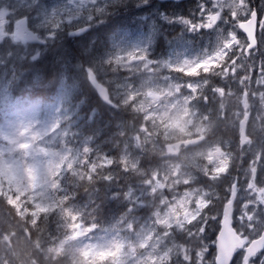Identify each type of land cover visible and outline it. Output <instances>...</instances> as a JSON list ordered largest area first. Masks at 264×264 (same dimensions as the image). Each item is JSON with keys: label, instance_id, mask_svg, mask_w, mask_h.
Returning <instances> with one entry per match:
<instances>
[{"label": "rangeland", "instance_id": "obj_1", "mask_svg": "<svg viewBox=\"0 0 264 264\" xmlns=\"http://www.w3.org/2000/svg\"><path fill=\"white\" fill-rule=\"evenodd\" d=\"M252 4L250 0H199L197 18L191 21L181 16L179 10L170 13L161 9L158 0H0V59L4 58L0 60V102L4 108L0 135L5 141L0 143V152L13 143L19 131L23 139L16 147L26 159L47 166L51 183L36 181L31 185L30 195L42 208L53 202V173L62 158L72 151L65 131L70 127L73 136L74 123H69L67 111H57V104L40 118L38 106L32 100L9 98L11 85L23 70L17 59L23 62L22 50L26 46V40L17 38L12 26L25 16L35 30L45 31L42 32L45 37H54L57 29L72 33L75 27L92 21L100 13H108L110 5L118 8L116 14L122 13L126 18V27L111 36V49L101 58L99 70L111 86L115 103L123 104L121 101L126 99L143 116V123L130 135V145L121 153L126 166L143 178L123 191V197L131 202L130 212L104 227L82 221L83 207L70 208L71 223L66 233L47 244L54 253L67 251L71 264H94L93 258L102 252L112 255L113 264H160L168 254L175 259L181 256L190 264H204L210 245L215 243L211 229L215 223L220 224V219L207 217L205 209L220 200L219 179L229 174L233 176L232 183L238 180L234 210L237 228L247 242L260 234L264 228V146H260V140L264 139L260 135L264 130V0H258L256 6ZM254 7L260 11L258 44L246 53L247 39L239 30V22L248 18ZM173 21L180 26L169 27ZM169 28L173 32L170 38ZM162 30L168 48L165 55L157 56L154 42ZM3 47L13 48L14 53H3ZM242 60L248 66L238 72ZM203 71L230 77L222 87L221 84L217 87L219 90L212 89L223 90L221 96L226 104L221 111L227 113L229 109L230 117L231 95L238 98L235 119L239 137L247 106L248 139L240 150L247 162L234 173L230 172L235 159L228 148L233 144L230 138L224 139V143L208 142L203 149L206 163L194 174L186 171L182 174L183 166L174 162L175 154L167 151L159 154L170 142V134L192 136L188 122L196 123L198 116L190 104L193 95L189 93L198 85ZM212 81L208 77L204 82ZM233 82H239L240 91L230 89ZM185 89L190 91L187 93ZM199 123L203 124L200 119ZM252 137L255 143L250 142ZM78 141L82 146L74 148L73 156L81 153L80 164L85 166L89 147L82 138ZM143 159H152L145 170L141 168ZM101 161L97 154L88 161V169ZM34 171L29 169L30 175ZM176 229L186 231L188 236L201 237L195 258L184 243L177 241ZM262 261L264 252L248 260L243 252L235 264H262Z\"/></svg>", "mask_w": 264, "mask_h": 264}, {"label": "trees", "instance_id": "obj_2", "mask_svg": "<svg viewBox=\"0 0 264 264\" xmlns=\"http://www.w3.org/2000/svg\"><path fill=\"white\" fill-rule=\"evenodd\" d=\"M257 1L250 0L254 6H256ZM198 2L199 0H182L179 2H161V5L167 6L165 9L170 13L174 12L173 10H179L183 17L192 21L197 18ZM116 11L118 8L110 5L108 13L105 12L93 19L91 29L82 35H69L67 30L60 29L52 39L47 40L46 45L31 43L28 48L23 49L24 53H28H26L23 64L25 72L23 77L19 79V83L23 86L19 87L22 88L21 91L23 90V92L18 97L32 100L38 106L40 116H44L45 111L55 107L61 96L57 111H67L70 114L69 123L71 121L74 123L71 127L73 129L72 137L70 127H68V131H65L67 144L72 151L62 158L54 170L53 181L55 186L52 188L53 202L51 206L39 207L31 195L26 200H21L22 193L13 197L6 191L5 187H0V196H6L8 204L15 208V212H13L0 203V240L9 235L6 226L14 225L15 230L10 239H15L16 236L33 239L38 235L40 239L36 243L40 244L43 240L47 245L57 236L66 233L71 223L68 210L72 207H81V209L83 207L81 220L88 225L95 223L98 225L97 227H104L107 223H111V220L124 217L130 212L131 202L127 197H123V191L135 186L143 177L128 168L120 158V154L130 145L132 131L141 125L142 114L139 111L136 112L135 107L132 108L130 104L120 105L122 110L118 112L113 105L106 104L99 98L87 79L88 67L95 69L98 78L103 79L99 70L102 66L101 58L111 48L110 38L113 33L121 27H126V18L123 17L122 13L116 14ZM171 26L178 27L175 21L169 24V27ZM167 32L169 36L172 33L170 28ZM163 37L164 35H161L158 38V54L165 51V48L162 47ZM38 51V58L31 62L30 55ZM241 63L238 72H242L248 66L244 60ZM50 81H57L59 89L54 84L45 86ZM36 82L39 83L36 84ZM240 86L239 82H233L230 89L240 91ZM62 87H64V94L60 93ZM211 87L207 85L205 89H202L204 95L199 96L201 97L199 101L192 98L190 104L192 108L196 106L199 114H203L211 120L214 127L219 125L218 137L210 140L211 142H221L225 138H230L233 141V144L228 148L235 157L230 171L234 173L247 162L246 155L245 157L242 156L240 150L243 149L239 148L238 142L239 124L235 119V109L239 101H237L238 98L235 94L231 95L233 110L231 111L232 117H230L228 115L230 111L227 113L220 111L221 107L218 106L224 97L221 96L222 92L212 90ZM18 94L20 93L15 91L11 97L15 98L14 96ZM3 119L4 110L0 105V122ZM66 123L67 121L64 124ZM75 137H84L90 144L89 153L85 154L87 160L85 166L80 164L81 153L73 156V150L77 147ZM1 142L2 137L0 135ZM262 144L264 146V139L260 140V146ZM97 154L102 158L101 163L93 169H88V161L94 159ZM250 158L248 157V161ZM143 160L141 168L145 170L150 166L149 161L152 159ZM219 181L221 187V190L219 189L220 200L215 205H209L205 209L209 218L215 217L218 220L221 217L223 201L229 196L233 176L231 174L225 175ZM17 221L20 223L17 224ZM237 224L235 221L236 227ZM218 229L219 223H215L211 229L213 239H215ZM176 239L186 245L192 257L197 256V248L201 246L200 236L196 234L188 236L186 231H176ZM63 254L64 252L59 255ZM214 254L215 247L214 244H211L204 264H209L213 260ZM240 254L241 252L236 255L232 264L237 262ZM102 255L105 253L95 255L93 263L113 264L112 255ZM177 262L187 264V261L182 263L170 254L161 264H177ZM0 264H3L2 259H0ZM68 264H71L69 257Z\"/></svg>", "mask_w": 264, "mask_h": 264}, {"label": "clouds", "instance_id": "obj_3", "mask_svg": "<svg viewBox=\"0 0 264 264\" xmlns=\"http://www.w3.org/2000/svg\"><path fill=\"white\" fill-rule=\"evenodd\" d=\"M53 84L59 89L57 81H50L45 86ZM121 103L127 104V100L124 99ZM204 119L206 122L203 124L199 123V118L196 123L188 122V130L196 138V143H183V137L176 133L169 135V141L179 145L175 148L174 162L183 166L182 174L185 171L194 174L204 166L206 160L203 149L210 140L218 137L219 125L214 127L211 120L207 117ZM141 122L143 123L142 118ZM201 134L203 138H201ZM260 135L264 136V130L260 132ZM22 139L23 136L17 131L13 143L6 145L5 151L0 152V187H5L13 197L22 193L21 200H26L31 194L33 182L39 181L47 185L51 183V180L46 165L39 164L32 158L26 159L24 152L16 147ZM250 142L255 143V137L250 138ZM166 151L167 148L162 147L159 154L164 155ZM29 169H35V171L30 175ZM0 203L15 212L14 206L8 204L6 196H0ZM196 215L199 216L200 212H196ZM19 223L20 221H17V224ZM6 228L9 235L0 240V259L3 260V264H68L67 251L63 255H57L43 240L37 244L36 241L40 239L38 235L33 239H28L25 236H16L15 239H10L15 226L7 225ZM182 251L183 246H181ZM209 264H216L215 259L213 258Z\"/></svg>", "mask_w": 264, "mask_h": 264}, {"label": "water", "instance_id": "obj_4", "mask_svg": "<svg viewBox=\"0 0 264 264\" xmlns=\"http://www.w3.org/2000/svg\"><path fill=\"white\" fill-rule=\"evenodd\" d=\"M257 18L258 13L256 9L250 14L248 19H245L240 22L239 26L242 31L247 36L248 45L246 50L253 48L257 44ZM89 29V25L81 26L74 30L75 35H81L85 33ZM16 33L18 36L24 37L31 41H40L41 39L38 37V34L32 31L26 19H21L17 23ZM88 80L95 88L99 97L107 102L111 103L110 99V92L106 85L100 82L96 74L93 70L88 71ZM246 134V125L245 119L242 120V131H241V144H243L244 137ZM203 138V136H201ZM183 143L193 144L196 143L197 140L195 137L189 139H183ZM175 146L178 147V144L172 143L168 145V150L170 151L171 148ZM236 197V183L233 185L231 198L228 202L225 203L223 208L222 220H221V227L217 235L216 239V257L215 262L216 264H231L234 259L236 249L238 248H246V257L248 255H254L258 253L264 247V231L262 234L254 238L247 246L244 244V240L236 231L233 226V205L234 200Z\"/></svg>", "mask_w": 264, "mask_h": 264}, {"label": "flooded vegetation", "instance_id": "obj_5", "mask_svg": "<svg viewBox=\"0 0 264 264\" xmlns=\"http://www.w3.org/2000/svg\"><path fill=\"white\" fill-rule=\"evenodd\" d=\"M28 23H29V26L34 30V31H36L42 38H43V40L44 41H46V37H45V35L41 32V30L40 29H38V30H35L34 29V27L30 24V22L28 21ZM15 24H13V26H12V30H13V32L15 31V26H14ZM25 41V40H24ZM31 42H29L28 40H26L25 41V45H27V47H29V44H30ZM22 52H23V50H22ZM14 71L13 72H17V70H16V68H14L13 69ZM117 111H121V110H119V109H116ZM125 111V110H124Z\"/></svg>", "mask_w": 264, "mask_h": 264}, {"label": "bare ground", "instance_id": "obj_6", "mask_svg": "<svg viewBox=\"0 0 264 264\" xmlns=\"http://www.w3.org/2000/svg\"><path fill=\"white\" fill-rule=\"evenodd\" d=\"M62 49V48H61ZM53 50V49H52ZM52 50H51V52H52ZM96 55V54H95ZM72 58V57H71ZM50 59V58H49ZM50 63H52V62H50ZM89 66V65H88ZM63 67V66H62ZM52 68V67H51ZM57 68V67H56ZM56 70V69H55ZM55 73V72H54ZM56 74V73H55ZM94 89V88H93ZM83 95V94H82ZM83 102V101H82ZM85 102V101H84ZM87 102V101H86ZM82 104V103H81ZM86 107V106H85ZM123 107H125V106H123ZM90 108V107H89ZM93 108V107H92ZM95 108H97V107H95ZM105 108V107H104ZM129 108V107H128ZM98 109V108H97ZM112 110V109H111ZM124 110V109H123ZM97 111V110H96ZM99 111V110H98ZM113 111V110H112ZM129 111H131V110H129ZM106 112V111H105ZM109 112H111V111H109ZM119 112V111H118ZM103 114V113H102ZM112 114V113H111ZM120 114V113H119ZM118 115V114H117ZM139 116V115H138ZM107 120V119H106ZM107 122V121H106ZM105 123V122H104ZM119 123V122H118ZM127 124V123H126ZM106 125V124H105ZM120 125V124H119ZM135 125V124H134ZM112 126V125H111ZM124 126V125H123ZM117 127H119V126H117ZM121 127V126H120ZM100 128V127H99ZM126 128H128V127H126ZM100 130V129H99ZM117 132V131H116ZM120 189V188H119ZM116 190V189H115ZM104 200H106V199H104Z\"/></svg>", "mask_w": 264, "mask_h": 264}, {"label": "snow or ice", "instance_id": "obj_7", "mask_svg": "<svg viewBox=\"0 0 264 264\" xmlns=\"http://www.w3.org/2000/svg\"><path fill=\"white\" fill-rule=\"evenodd\" d=\"M262 264H264V261H262Z\"/></svg>", "mask_w": 264, "mask_h": 264}]
</instances>
